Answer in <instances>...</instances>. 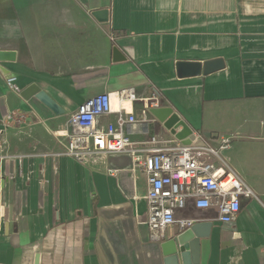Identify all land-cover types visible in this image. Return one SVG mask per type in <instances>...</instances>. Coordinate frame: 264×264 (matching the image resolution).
Wrapping results in <instances>:
<instances>
[{"label":"crops","instance_id":"0c3cea01","mask_svg":"<svg viewBox=\"0 0 264 264\" xmlns=\"http://www.w3.org/2000/svg\"><path fill=\"white\" fill-rule=\"evenodd\" d=\"M0 51L15 53L0 62V264H35L36 256L38 264H264V2L0 0ZM216 59L224 68L206 76L176 69ZM9 77L19 92L7 88ZM32 86L60 113L35 95L25 99ZM127 88L154 93L193 133L233 138L222 156L254 195L241 197L234 222L187 206L176 216L192 227L152 240L146 177L132 157L78 164L56 156L55 135L80 105ZM124 107L139 114L140 103ZM13 111L24 122L3 128ZM154 135L180 143L156 119L131 139ZM184 236L182 252L168 245Z\"/></svg>","mask_w":264,"mask_h":264},{"label":"built area","instance_id":"2783aa9c","mask_svg":"<svg viewBox=\"0 0 264 264\" xmlns=\"http://www.w3.org/2000/svg\"><path fill=\"white\" fill-rule=\"evenodd\" d=\"M115 38L112 33L110 40ZM5 82L9 90L19 92L16 78L9 77ZM139 95L134 88H127L113 95L103 93L84 102L70 116L68 129L55 135L64 140L61 139L62 150L55 153L56 156L78 164L116 154L132 157L146 177V226L152 240L163 239L173 226L180 230L192 227L194 221L176 216L187 206L196 210L214 208L218 221L234 222L241 209V197L250 199L254 195L222 156L230 149L233 138H207L194 132V139L188 145L167 142L155 135L135 143L131 137L136 128L154 122L150 111L160 107L154 93L149 97ZM113 98L116 109L112 106ZM126 103L131 106L140 103L139 114L126 111ZM109 115L115 116L114 121L98 127V119ZM25 116L20 111H13L1 119L2 127L6 129L15 123H23ZM3 133V129L0 130V148L4 146ZM110 173L115 174L114 171Z\"/></svg>","mask_w":264,"mask_h":264},{"label":"water","instance_id":"95a60500","mask_svg":"<svg viewBox=\"0 0 264 264\" xmlns=\"http://www.w3.org/2000/svg\"><path fill=\"white\" fill-rule=\"evenodd\" d=\"M106 14V11H98L94 14L96 17H101ZM15 59V53L11 51H0V62L13 61ZM224 68V63L221 59H216L212 61L205 62L204 64L199 63H187L178 62L176 64V69L182 78L196 77L200 75H209ZM30 95L36 96L42 103H44L49 109H51L55 114L60 113V109L56 104L51 101L47 95L38 90L36 86H32L27 91L22 93V96L27 99ZM150 114L161 123L164 128L171 133V135L180 142L182 145H188L193 139V131L191 128L180 119V117L174 113L172 108L161 107L153 109ZM188 236L184 237H173L168 241V245L175 246L176 250L179 252L183 251V245ZM177 254V251H176ZM175 255V253H173ZM35 264H38V256L35 258Z\"/></svg>","mask_w":264,"mask_h":264},{"label":"rangeland","instance_id":"374dc122","mask_svg":"<svg viewBox=\"0 0 264 264\" xmlns=\"http://www.w3.org/2000/svg\"><path fill=\"white\" fill-rule=\"evenodd\" d=\"M253 1H255V2H256V1H258V2H264V0H253Z\"/></svg>","mask_w":264,"mask_h":264}]
</instances>
